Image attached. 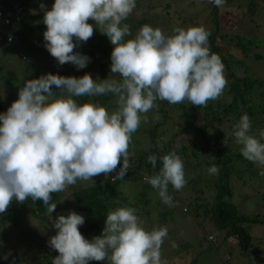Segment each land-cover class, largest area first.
Instances as JSON below:
<instances>
[{"label":"clouds","instance_id":"9594fccd","mask_svg":"<svg viewBox=\"0 0 264 264\" xmlns=\"http://www.w3.org/2000/svg\"><path fill=\"white\" fill-rule=\"evenodd\" d=\"M210 2L223 7L226 0ZM135 7L136 0H54L51 9L44 11V47L61 70L53 67L59 75L46 73L24 81L18 99L0 113V214L13 201L23 204L29 199L41 201L52 214L56 209L50 203L52 194L78 180L113 172V182L123 179L129 168L132 134L140 127L142 114L158 108L157 101L172 105L187 101L204 107L223 94L227 85L224 66L210 52L209 33L203 27H176L172 35L165 36L161 29L143 25L134 38L125 40L131 31L122 21ZM40 8L45 5L41 3ZM89 20L113 46L110 72L118 74L119 81L106 78L97 82L87 73L79 78L63 73L66 63L83 69L90 62L88 56L74 52L93 35ZM107 94L115 97L117 107L112 112L75 99ZM143 119L146 122L147 116ZM235 129L242 156L264 165V143L249 134L247 114L240 117ZM259 136L264 139V131ZM147 160L156 167L155 155ZM159 160V171L145 181L158 190L164 204L172 206L168 188L171 185L179 191L186 185L184 164L175 153ZM208 171L215 174L218 167L212 165ZM135 212L131 207L109 211L102 234L91 241L79 231L84 216L75 211L58 215L52 223L56 234L47 242L58 253L52 264H165L160 250L167 228L146 231Z\"/></svg>","mask_w":264,"mask_h":264},{"label":"trees","instance_id":"16d2710c","mask_svg":"<svg viewBox=\"0 0 264 264\" xmlns=\"http://www.w3.org/2000/svg\"><path fill=\"white\" fill-rule=\"evenodd\" d=\"M47 1L51 6L54 3V0ZM229 1L231 0H226V2ZM140 2L141 0H136L134 9L141 7L146 12L145 10L151 6L155 7V5L141 4ZM4 4L5 10L10 9L13 17H17L9 27L15 34L16 40L14 42H7L5 39L0 41V44H4V49L10 53L8 58L4 60L5 63L12 60V62L16 61L19 65L21 64L20 66L24 70L23 74L27 76L29 71V74H32L30 79H33L34 73L37 71L35 67L40 68L42 75L46 73L59 75L53 69V65L57 62L44 47L46 41L43 39V33L40 34L42 29L46 27L41 22L46 10L35 12L37 0L31 2L5 0ZM168 4L166 2L165 7H169ZM257 6L256 0H248L247 7L244 8L246 16L252 15ZM222 10H226V12L224 11L225 13L220 15ZM230 11L225 6L217 7L213 3H204V0L201 6L195 3L193 7L185 5L178 11V14H169L173 23H169L165 19L166 27L162 30L165 36H170L176 27L187 29V24L190 27L201 26L200 19H198L200 14L203 12L209 15L210 13V28H205V25L202 27L209 33L208 47L210 52L218 55L224 66L223 74L228 87L223 91V94L218 99L209 101L204 107L193 106L187 101L175 105L166 101H157L158 108L144 114L147 116V121L145 122L142 117L140 127L132 134V142L129 145V171L123 179L110 182L104 175H99L89 181L78 180L75 185L68 186L64 191L52 194L50 203L56 204V209L52 214L47 212V207L41 201L32 202L29 199L23 204L13 201L7 211L0 214V264H52L53 257L57 256L58 253L48 246L45 230L48 232L58 215H67L65 212L69 201L73 210L84 216L85 222L79 226L80 233L92 234V238L100 231V226L108 212L117 206L131 207L138 212L133 205L134 203L128 201L129 198L119 192L123 181L136 184L137 197L134 201L142 209H146L143 195L148 188L152 187L140 179L142 176L151 177L155 175L161 167L159 158L170 153L178 155L184 164L187 183L181 190L177 191L186 197V203L180 206L181 212L199 215L200 210L202 217L211 221L213 230L218 231L223 239L232 238L235 240L239 247V253L243 257L249 254L252 246L249 227L264 226V215L258 212H243L236 207L232 200L231 177L235 176V180L241 182L245 188L246 193L243 192V198L253 200L252 198L255 197L257 199V195L264 196V175L260 174L264 171V165L256 166L242 156L240 152L242 146L236 143L234 131L240 117L245 114L249 116L251 121L250 135L254 136L256 130L264 127V77L260 75L263 77L260 78L251 69L252 66L249 67V65H253L252 61L264 63V57L261 53L253 52L255 47H260V39L242 36V25L245 21L243 16L242 25L238 27L240 32L228 38L226 45L222 46L219 40L228 34L218 35L221 29V18L225 17L228 21L230 18L227 14H230ZM130 15L122 21V24L126 23L130 26L131 31V36L125 40L134 38L137 31L143 25H147L146 22L148 21L144 17H140L139 21H134L130 19ZM233 16L231 25L236 29L237 21ZM87 23L93 25V35L86 43H79L74 52L88 56L90 62L83 69H77L74 65L66 63L63 73L66 76L77 78L87 73L93 80L100 82L102 75L111 73L110 54L113 46L107 36L96 29L94 21L89 20ZM39 29H41L40 32ZM37 32L39 33L37 34ZM230 41H235L233 47H228ZM102 59H106V61L102 62ZM96 64L100 66L98 69L102 72L100 75H95L97 73V70L95 71L97 69ZM3 66L4 64L0 61V79L5 75V72L1 73V70L4 69ZM234 66L239 67L243 71V75L238 76ZM24 79L25 77H20L19 79L15 78L14 81H5V85L13 87L15 90L23 86L21 82H24ZM53 91H57L55 87H53ZM75 99L78 103L99 104L109 112L116 110L117 107L115 97L112 94ZM10 105L11 102L0 96V113L6 112ZM172 119H176V122ZM220 120L227 122L226 128L229 134L211 133L212 124ZM172 126L175 128L171 129ZM158 136H165V139L160 138L161 141L158 143ZM176 137H180L182 142L179 141L177 145L172 146L177 141ZM150 155H155L158 158L155 168L148 163L147 157ZM212 165L218 167V172L215 174H210L208 171ZM254 177L258 180L253 183ZM258 184H260L259 187ZM154 190L158 192V190ZM65 191H69V193L59 199V195ZM174 192L176 190L169 185L168 194L172 197L173 205L168 210L159 212L160 218L164 219L175 209L174 203L177 205V197ZM204 194H208V201ZM155 200L152 199V201ZM159 203L165 206L164 203ZM50 217L51 220H49ZM32 219L36 220L34 226L30 225ZM208 235L205 236L206 240H208ZM212 238L211 235L210 240ZM5 256L7 258H4ZM222 260L228 264L230 258L225 260L222 257ZM89 262L94 264L92 261ZM102 264H106V262ZM246 264L252 263L246 262Z\"/></svg>","mask_w":264,"mask_h":264},{"label":"rangeland","instance_id":"374dc122","mask_svg":"<svg viewBox=\"0 0 264 264\" xmlns=\"http://www.w3.org/2000/svg\"><path fill=\"white\" fill-rule=\"evenodd\" d=\"M25 2H31L32 0H24ZM203 0H141V4H149V5H155V7L148 8L144 12L143 8L134 9L131 13V18L134 21H139L140 17H144L145 20H148L146 23L147 25L153 27V28H159L161 30L165 29V19L171 23V19L169 17L170 15H173L174 13L178 14V11L186 6L193 7L194 3L201 6ZM258 3L256 11L252 14L246 16L244 8L247 7L248 0H231L229 2H225L224 6L226 9H230V14H227V16L230 18L228 21L227 19L221 18V24H220V31L218 33L219 36L228 34L225 38H220V43L222 46L226 45V40L228 38L233 37V35L237 34L239 31L238 27L242 25V16L245 18L244 24L242 25V36L245 38H257L260 39L261 45L260 47H255L253 52L261 53L264 57V0H256ZM169 3V7H165V3ZM45 5V9H51V4L48 3L47 0H37V7L36 11H41L40 4ZM204 3H211L210 0H204ZM226 10H222L220 15L225 13ZM247 12V11H246ZM248 14V13H247ZM235 15V16H233ZM233 18L235 21H237V28H233L231 23L233 22ZM129 19V21H130ZM137 19V20H136ZM201 26L205 25V28L209 27L211 23L209 22L210 19V13L209 15L203 12L200 14ZM42 22V20H41ZM43 23V22H42ZM173 23V22H172ZM199 24V23H198ZM146 25V24H145ZM200 25V24H199ZM186 27H190L188 24ZM46 28V27H45ZM45 28L42 29V34L45 30ZM39 32L41 29L38 30ZM37 32V34L39 33ZM173 34V33H172ZM171 34V35H172ZM127 37H125L126 39ZM235 44V41H230L228 43V47H233ZM4 44H0V55L1 56V63L4 64L2 72H5V75L2 79H0V96L6 98V101L13 102L16 99H18V91L19 88H16L15 90L13 87H9L5 85V81H14L15 78H24V81L27 79H30L31 75L28 72L27 76L24 73V70H22V67L16 62L10 60V62L5 63V59L8 58V53L5 49ZM230 53V52H229ZM107 56V55H105ZM262 57V58H263ZM95 59V57H94ZM101 57L99 58V60ZM106 59H102V62H105ZM253 65H249L251 69L255 72L257 75H261L264 77V63L261 61H252ZM95 63V62H94ZM97 66V67H96ZM95 71L97 70V73L95 75H100L102 72H100L98 69L100 68L99 65L96 64ZM39 67H35L36 73H34L33 79L39 78L42 75V71L39 70ZM234 70L238 76L243 75V71L239 69V67L234 66ZM260 78H263L261 77ZM117 79L120 80V77L118 74H112L107 73L101 76L100 80L104 79ZM21 83L24 84L22 81ZM228 85L225 87L224 90H226ZM144 114H142V117ZM174 122H176V119H172ZM178 125V124H177ZM227 122L224 120L217 121L216 123H213L210 131L212 134L215 133H221L223 132L225 135L229 134L227 128ZM175 127L172 126L171 129H174ZM261 131H264V127L260 130H256L254 137L261 140L262 138L259 136V133ZM168 133V132H167ZM160 138L165 139V136H158L160 143ZM157 139V140H158ZM183 139L186 141L185 137L183 136ZM176 140L172 146L177 145L178 142H182L180 137H176ZM262 143H264V139L261 140ZM256 166H261L259 164L254 163ZM145 180V176H142ZM235 176L231 177V185L233 189V196L232 200L237 208H239L241 211H249L250 213H260L261 215H264V196L257 195V199L252 198L253 200H247V198H243L242 195L243 192L246 193L245 188L242 186L241 182H238L235 180ZM258 179L254 177L252 179L253 183L256 182ZM143 181V180H142ZM251 181V182H252ZM258 187L260 184L257 185ZM185 191V189H184ZM252 191V190H251ZM256 191V190H254ZM120 194L127 196L129 199L128 201H131V203H134V207L139 212H135V214L138 216L139 220L142 222V227L146 231H152L153 229H159L161 227H166L168 234L167 237L164 239V242L161 247V259L165 264H226L222 257L228 255L230 260L228 264H246V262H251L252 264H264V226L260 225H254L249 227L250 234L252 236V246L251 250L249 251V254L246 257H243L239 253V247L236 245V242L232 238H225L223 239L221 234L218 231L213 230V224L208 218L202 217V212L199 210V215H194L192 213L186 212L182 213L180 210V206L186 203V197L185 195H181L180 192L177 193L174 192V195H176L177 199V205L175 204V209L171 212L170 215L166 216L164 219L159 217V212L162 210H168L169 205H161L159 202L163 203L161 198L158 195V192H156L152 188H148L147 192L143 195L144 204H146V209H142L140 206L135 203L134 199L137 197V187L136 184L130 181H123L121 183V187L119 190ZM186 192V191H185ZM69 191L61 193L59 195V199L61 197H65ZM208 194H204L206 200L208 201ZM152 199H156L155 201H152ZM68 200V199H67ZM257 203V204H256ZM259 203V204H258ZM122 206H117L113 210L114 211L117 208H121ZM70 211H74L73 207L70 205V201L68 202L66 206V214H68ZM30 218V216H28ZM105 219L102 222L100 226V231L96 234V236H100L102 234V230L105 226ZM51 220V217L50 219ZM31 221V220H30ZM30 225H36V220L32 219L30 222ZM56 234V230L51 227L48 229V232L45 230V236L49 240L51 236H54ZM211 234L213 236L212 240L208 241L206 240L205 236ZM82 236L91 241L92 240V234H82ZM94 264H102L106 261H92ZM90 263V262H89ZM91 264V263H90Z\"/></svg>","mask_w":264,"mask_h":264},{"label":"built area","instance_id":"2783aa9c","mask_svg":"<svg viewBox=\"0 0 264 264\" xmlns=\"http://www.w3.org/2000/svg\"><path fill=\"white\" fill-rule=\"evenodd\" d=\"M5 0H0V41L2 39H5L7 42H14L16 40V36L15 34L9 29L10 25L13 23V21L15 19H17V17H13L12 12L10 11V9H6L5 10V4H4ZM13 17V18H12ZM54 69L57 71L61 70V66L58 64H54ZM121 165H122V160H121ZM117 171H119V166L117 167ZM129 171V168L127 170V173ZM126 173V174H127ZM115 176V172L110 173L107 178L110 182H113V177ZM106 178V176H104ZM142 182H146L144 180V178L141 177L140 179ZM207 239L210 240L211 239V235L207 236ZM225 260H228V256H224L223 257Z\"/></svg>","mask_w":264,"mask_h":264}]
</instances>
